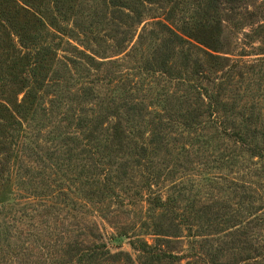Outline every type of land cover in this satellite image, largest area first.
I'll return each instance as SVG.
<instances>
[{
    "label": "rangeland",
    "instance_id": "374dc122",
    "mask_svg": "<svg viewBox=\"0 0 264 264\" xmlns=\"http://www.w3.org/2000/svg\"><path fill=\"white\" fill-rule=\"evenodd\" d=\"M145 243L264 264V0H0V264Z\"/></svg>",
    "mask_w": 264,
    "mask_h": 264
},
{
    "label": "trees",
    "instance_id": "16d2710c",
    "mask_svg": "<svg viewBox=\"0 0 264 264\" xmlns=\"http://www.w3.org/2000/svg\"><path fill=\"white\" fill-rule=\"evenodd\" d=\"M186 32V31H185ZM187 34H189L190 36H194L192 33H190V31H187ZM11 117V115H10ZM99 247V246H98ZM147 248H149V250L147 251ZM90 248L87 249V251H89ZM98 249L97 246H95V250ZM143 251V254H141V258L142 261H140V264H155L156 262H160L163 257L161 255H159L158 253H155V248L152 247L148 244L145 243L144 248L141 249ZM96 254H98V256L103 257V260H107L106 256L109 255V257H114L113 259H117L119 260L117 257L119 256L116 253H110L109 251H105V249H100L99 251H94ZM143 255V257H142ZM162 258V259H161ZM168 258V263L169 264H174L180 257H177L176 255H170L167 257ZM187 264H189V262H187Z\"/></svg>",
    "mask_w": 264,
    "mask_h": 264
}]
</instances>
